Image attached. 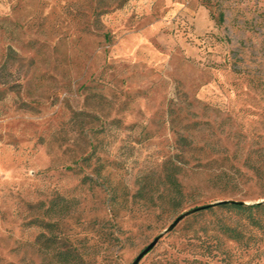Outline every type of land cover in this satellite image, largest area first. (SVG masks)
<instances>
[{"label": "rangeland", "instance_id": "374dc122", "mask_svg": "<svg viewBox=\"0 0 264 264\" xmlns=\"http://www.w3.org/2000/svg\"><path fill=\"white\" fill-rule=\"evenodd\" d=\"M0 75V264H57L49 222L86 264H264L233 214L168 232L264 202V0H0Z\"/></svg>", "mask_w": 264, "mask_h": 264}, {"label": "trees", "instance_id": "16d2710c", "mask_svg": "<svg viewBox=\"0 0 264 264\" xmlns=\"http://www.w3.org/2000/svg\"><path fill=\"white\" fill-rule=\"evenodd\" d=\"M0 84H2L3 86H6L8 84V80L2 75H0ZM176 169V167H171V169L167 170V173L165 175V184L168 185L169 190L172 193L170 200L166 201L165 204H167L174 211H178L180 208H182L183 199L185 198L182 184L178 179L179 172ZM150 200L153 207H158L157 201L153 199V195L151 196ZM192 210H196V212L191 215L195 214L194 216L200 217L208 213L217 214L218 212H221L222 214L220 216H216V220L219 226L218 232L230 241L236 242L238 244H248L245 239L246 233L243 228L238 225V223L233 224L231 223V221H227V217L223 215L224 213L233 214L240 219H245L248 222L247 227L256 229L264 235V221L259 217L260 215L264 214V202L253 205H246L241 203L223 201L212 205L196 207ZM32 224L42 226L39 223V218H36L35 221L32 222ZM44 226V228L49 231L50 235L46 236L44 233L41 234L39 237V241L43 239L42 244L47 250L46 255L51 254L52 259L57 264H86V253L81 252L74 245L72 240L64 235V233L60 230L58 222H49ZM55 229L57 231H55ZM249 238L252 239L253 237L250 236Z\"/></svg>", "mask_w": 264, "mask_h": 264}, {"label": "water", "instance_id": "95a60500", "mask_svg": "<svg viewBox=\"0 0 264 264\" xmlns=\"http://www.w3.org/2000/svg\"><path fill=\"white\" fill-rule=\"evenodd\" d=\"M229 202H233V203H241V204H245L243 202H235V201H229ZM259 204V203H258ZM196 210H191L188 211L182 215H180L168 228V232L172 231L173 229H175L179 223L184 220L186 217H188L189 215L195 213ZM160 240V237H157L144 251H142V253L137 257V259L135 260V262L133 264H139L141 262V260L147 255L149 254L153 248L158 244Z\"/></svg>", "mask_w": 264, "mask_h": 264}]
</instances>
